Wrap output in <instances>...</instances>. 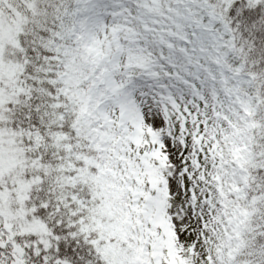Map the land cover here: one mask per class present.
Segmentation results:
<instances>
[{"label":"snow or ice","instance_id":"1","mask_svg":"<svg viewBox=\"0 0 264 264\" xmlns=\"http://www.w3.org/2000/svg\"><path fill=\"white\" fill-rule=\"evenodd\" d=\"M0 264H264V0H0Z\"/></svg>","mask_w":264,"mask_h":264}]
</instances>
